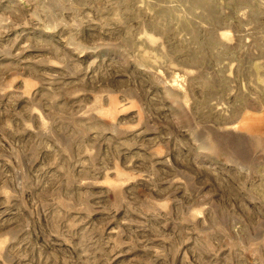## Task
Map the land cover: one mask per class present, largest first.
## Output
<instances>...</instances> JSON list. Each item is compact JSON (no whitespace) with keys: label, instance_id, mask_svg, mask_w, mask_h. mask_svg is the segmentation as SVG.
<instances>
[{"label":"rangeland","instance_id":"obj_1","mask_svg":"<svg viewBox=\"0 0 264 264\" xmlns=\"http://www.w3.org/2000/svg\"><path fill=\"white\" fill-rule=\"evenodd\" d=\"M0 264H264V0H0Z\"/></svg>","mask_w":264,"mask_h":264}]
</instances>
